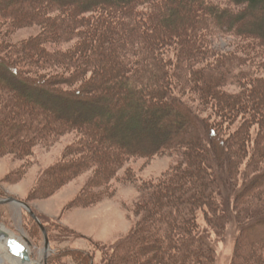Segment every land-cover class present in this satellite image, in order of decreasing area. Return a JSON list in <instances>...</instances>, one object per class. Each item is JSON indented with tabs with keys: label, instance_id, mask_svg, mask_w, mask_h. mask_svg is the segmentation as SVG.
I'll use <instances>...</instances> for the list:
<instances>
[{
	"label": "trees",
	"instance_id": "16d2710c",
	"mask_svg": "<svg viewBox=\"0 0 264 264\" xmlns=\"http://www.w3.org/2000/svg\"><path fill=\"white\" fill-rule=\"evenodd\" d=\"M0 1V34L47 29L0 38V153L29 155L77 132L79 157L57 179L95 166L109 182L137 179L142 156L172 153V171L146 181L150 227L128 244L150 239L165 264H220L216 231L227 236L236 219L233 264H264V0ZM224 36L236 46H221ZM64 40L74 43L54 47Z\"/></svg>",
	"mask_w": 264,
	"mask_h": 264
},
{
	"label": "rangeland",
	"instance_id": "374dc122",
	"mask_svg": "<svg viewBox=\"0 0 264 264\" xmlns=\"http://www.w3.org/2000/svg\"><path fill=\"white\" fill-rule=\"evenodd\" d=\"M2 30L0 38L11 42H22L47 33L46 26L41 23L5 25ZM237 40L236 36H224L220 45L232 49ZM72 43L64 40L53 45L62 50ZM196 104L203 106L199 99ZM213 112L211 108L205 113L213 118ZM124 121L134 129L145 130L144 120L138 116L132 118L129 115ZM102 131L106 132V128ZM77 138V132H70L59 141L41 142L29 155L0 153V195H17L29 200L50 223L54 233L51 264H165L153 258V252H147L150 239H141L137 246L128 242L136 239V235L141 238L139 234L150 227L146 201L152 193L151 184L149 187L146 181L167 176L176 166L175 155L161 153L136 159L137 179L103 181L97 167L90 166L73 179L60 181L57 179L58 168L79 157L72 148ZM0 223L28 243L36 253V259L47 264V237L27 206L17 202L1 204ZM240 233V223L236 219L231 221L227 236L216 231L220 264L234 263ZM6 247L13 251L9 243ZM80 248L91 250L96 255L95 263ZM4 264L18 263L8 258Z\"/></svg>",
	"mask_w": 264,
	"mask_h": 264
},
{
	"label": "water",
	"instance_id": "95a60500",
	"mask_svg": "<svg viewBox=\"0 0 264 264\" xmlns=\"http://www.w3.org/2000/svg\"><path fill=\"white\" fill-rule=\"evenodd\" d=\"M14 202L21 203L27 206L44 226L46 233H47L46 262L47 264H51V255H52V251L54 250V241H53V237H52L48 224L46 223L44 218L41 216L36 206L29 200L19 197L17 195H11L8 197H0V205L5 204V203H14ZM9 237L11 238L8 243L10 244L13 250L12 252L22 256L24 263L27 264L31 262V264H45L44 261L42 262L40 260H36V256L34 255L33 249L28 243L24 242L16 234H13L10 230H8L6 226L0 223V238L9 239ZM30 241L34 243L32 239H30ZM18 248H22V251H17ZM0 264H3L1 260H0Z\"/></svg>",
	"mask_w": 264,
	"mask_h": 264
},
{
	"label": "bare ground",
	"instance_id": "6f19581e",
	"mask_svg": "<svg viewBox=\"0 0 264 264\" xmlns=\"http://www.w3.org/2000/svg\"><path fill=\"white\" fill-rule=\"evenodd\" d=\"M9 240H10V238L9 239L0 238V249H1L0 258L3 261V264L7 263L8 258H11L12 260L17 262L18 264H26V263H24L22 256L13 253L11 251L10 247H6L8 245ZM7 248H8V251H7ZM34 255L36 256V253H34ZM36 260H38V259H36ZM27 264H31V262L27 263Z\"/></svg>",
	"mask_w": 264,
	"mask_h": 264
},
{
	"label": "snow or ice",
	"instance_id": "6c2138e0",
	"mask_svg": "<svg viewBox=\"0 0 264 264\" xmlns=\"http://www.w3.org/2000/svg\"><path fill=\"white\" fill-rule=\"evenodd\" d=\"M17 251H22V248H18Z\"/></svg>",
	"mask_w": 264,
	"mask_h": 264
},
{
	"label": "crops",
	"instance_id": "0c3cea01",
	"mask_svg": "<svg viewBox=\"0 0 264 264\" xmlns=\"http://www.w3.org/2000/svg\"><path fill=\"white\" fill-rule=\"evenodd\" d=\"M18 206V205H17ZM18 209H19V206H18ZM18 255V254H17Z\"/></svg>",
	"mask_w": 264,
	"mask_h": 264
}]
</instances>
